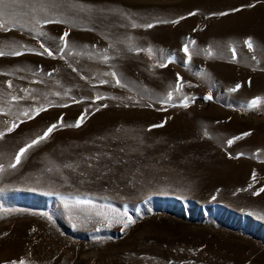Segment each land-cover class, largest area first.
<instances>
[{
	"label": "rangeland",
	"instance_id": "obj_1",
	"mask_svg": "<svg viewBox=\"0 0 264 264\" xmlns=\"http://www.w3.org/2000/svg\"><path fill=\"white\" fill-rule=\"evenodd\" d=\"M41 2L0 30V264H264V0Z\"/></svg>",
	"mask_w": 264,
	"mask_h": 264
},
{
	"label": "snow or ice",
	"instance_id": "obj_2",
	"mask_svg": "<svg viewBox=\"0 0 264 264\" xmlns=\"http://www.w3.org/2000/svg\"><path fill=\"white\" fill-rule=\"evenodd\" d=\"M19 4V0H0V30L3 31H8L7 28V24L11 21L13 23H15L16 21L13 19V17L15 16V9ZM33 7V12L37 13L38 16L40 18H37V16L34 15V20H35V25L34 27L31 29L32 31H34L37 35H46V33L42 32L40 30L41 25H46L48 23H68L67 20H60V19H56L53 16H50L49 13L53 10L56 9L57 7H59V5L57 3H55V0H51V2L49 3H45V2H41L39 5V8L36 9L34 6ZM194 14V13H192ZM227 13H221L220 15H226ZM184 17H181L180 19H183ZM163 22H168V23H178V20H172V21H163ZM154 25L149 23L147 25H144V27L147 28H152ZM132 27H137V25L135 23L132 24ZM69 33L65 32L61 37V41L64 42L65 46H67V40L66 38L68 37ZM194 43V41L192 42ZM245 44L247 45V47L249 48V50H251L253 48V43L251 41V38L245 40ZM9 50H5L4 47H0V57H7V56H13V57H17L20 55H23L24 52L15 48L14 46H7ZM40 47L43 49V52H35V49L32 48H26V46L24 45H20V48H24L27 52H31L37 55H43L44 53H46L48 56H52L53 53L52 51H50L47 47H45L43 44L40 45ZM61 51H63V49H61ZM183 51L185 52L186 55H188V47L187 45H185ZM233 56H235V50H233ZM107 59V57H105V60ZM253 59H255V57H253ZM162 67L164 65H161ZM51 75V74H49ZM115 74L113 73V76ZM179 80V77H178ZM101 83H104V81H101ZM117 84L120 83L119 80L116 81ZM181 85H177V90H179ZM8 87L11 88L12 85L9 82ZM240 87V85H237L235 88L230 89V91H236L238 88ZM22 91L27 92V89H23ZM21 99H24V97H19V96H12V100L13 101H19ZM168 99L171 100L172 99V93L168 94ZM187 99V98H186ZM206 99H211V97H206ZM260 102V98H256L254 100H252L250 102V107H256L258 105V103ZM66 106V105H64ZM184 107H187V104L183 105ZM46 109H44L43 107L40 108H36L34 110H30L32 112H34L35 114H38L40 111H44ZM22 115L28 117L29 119L32 118V116L29 114V111H23L21 113ZM84 119V114H82V116L77 120V122L74 125H68V127H79L81 125V123L83 122ZM63 123V120L61 119L60 121H58L56 124H52L51 126L48 127V129L44 132V134L42 136L37 137L36 139L32 140L31 143L25 145L24 147L20 148L19 152L16 154L15 156V163L9 164L8 167L10 168H16L22 160V157L25 155V153L33 148L34 146H36L37 144H39L41 141L45 140L48 138V136L55 130L57 129V127ZM17 126L16 123H12L11 126L7 127V132H12L14 130V128ZM163 125H153V127H160ZM5 135L4 131H0V137H3ZM247 135V133L245 134ZM238 139V138H236ZM233 143V140H229L228 144L231 145ZM67 167H71V165H67ZM4 170V166L2 164H0V171ZM255 178V174L253 175V179ZM251 187V185H250ZM260 191L264 192V188H261ZM49 195H51V193H49ZM77 204H89L90 201L88 200H77L76 201ZM131 220H128L127 223H125V227H127L128 223H131ZM12 264H16V262H12ZM19 264H24V261L21 260L19 262Z\"/></svg>",
	"mask_w": 264,
	"mask_h": 264
}]
</instances>
